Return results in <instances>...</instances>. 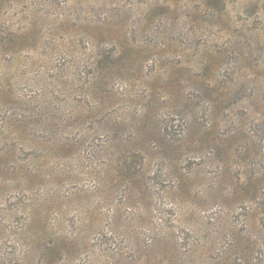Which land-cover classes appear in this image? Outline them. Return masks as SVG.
I'll use <instances>...</instances> for the list:
<instances>
[{"label": "rangeland", "instance_id": "1", "mask_svg": "<svg viewBox=\"0 0 264 264\" xmlns=\"http://www.w3.org/2000/svg\"><path fill=\"white\" fill-rule=\"evenodd\" d=\"M0 264H264V0H0Z\"/></svg>", "mask_w": 264, "mask_h": 264}, {"label": "trees", "instance_id": "2", "mask_svg": "<svg viewBox=\"0 0 264 264\" xmlns=\"http://www.w3.org/2000/svg\"><path fill=\"white\" fill-rule=\"evenodd\" d=\"M111 67L112 66H110L108 72H110ZM98 73H100V76L99 77H96V84H95L96 86H99L102 83L103 76L106 75V74H104L103 70H100ZM106 73H107V71H106Z\"/></svg>", "mask_w": 264, "mask_h": 264}]
</instances>
